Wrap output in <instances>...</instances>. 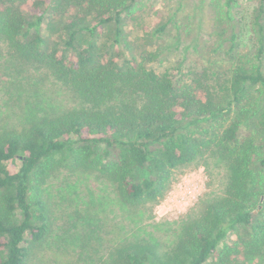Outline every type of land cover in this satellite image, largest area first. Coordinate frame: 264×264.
Wrapping results in <instances>:
<instances>
[{"label":"trees","instance_id":"obj_1","mask_svg":"<svg viewBox=\"0 0 264 264\" xmlns=\"http://www.w3.org/2000/svg\"><path fill=\"white\" fill-rule=\"evenodd\" d=\"M139 1L0 0L5 83L52 103L19 127L0 120V264H28L58 236L54 180L84 206L61 227L83 264H264V0H225L208 63L187 71L149 67L172 17L131 40ZM234 10L249 32L241 56ZM195 164L220 187L178 222L146 223Z\"/></svg>","mask_w":264,"mask_h":264},{"label":"rangeland","instance_id":"obj_2","mask_svg":"<svg viewBox=\"0 0 264 264\" xmlns=\"http://www.w3.org/2000/svg\"><path fill=\"white\" fill-rule=\"evenodd\" d=\"M224 2L225 0H140L131 17L127 19L126 31L129 33L130 39L133 40L144 35L145 28L153 30L161 22L172 17V22L165 34L159 36L160 38H154V45L148 48L150 51H157V59L154 63L149 64V67L155 68L157 71L179 65L185 71L190 68H200L202 63H208L209 50H211L210 36L214 32L213 22ZM241 15L240 11H233L234 28L239 37L237 52L240 56L245 55L249 48L248 29L238 22ZM41 33L42 35L47 34L45 24L41 26ZM213 56V61L219 62V57ZM4 61L6 62L4 65L9 66L6 58L2 60V62ZM216 65L221 68L228 66L227 62H219ZM6 67L0 70V107L8 96L5 94L6 89L13 96H10V101L6 104L8 117L5 118L6 114L3 116L0 114L1 122L5 121L8 126L12 127L23 125L24 120H21L23 112L25 113L24 119L28 118V115H42L49 112L52 103L46 99V94L38 95L31 91L17 94L9 84L5 83L7 81L5 79L7 78ZM224 79L222 76V83ZM213 82L215 81L213 80ZM210 126V123H205L201 125V128ZM211 177L207 175L202 166L197 164L176 170L169 193L158 205L152 207L150 211L152 218L146 223L178 222L185 218L211 191L208 188L210 181H212L213 188L220 187V173L213 171ZM73 180L71 178L68 181L72 183ZM87 184L90 185L88 187L92 188L93 192L97 191L98 185L95 181ZM84 186L86 185L82 184L81 188L84 189ZM47 187L48 205L51 218L55 223L53 237L58 236L43 249L38 250L30 258L28 264H74L76 262L83 264L78 257L79 248L76 245H79V242L73 240L68 244L66 241L62 243V229L64 228L61 227H64L62 225L65 224L66 228L72 222L69 216L76 207L84 206L77 205L79 200L73 190L66 187L61 189L58 180L49 182ZM87 210L91 212L89 208Z\"/></svg>","mask_w":264,"mask_h":264}]
</instances>
